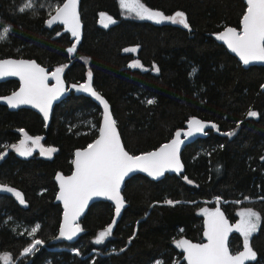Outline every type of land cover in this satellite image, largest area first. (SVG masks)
Wrapping results in <instances>:
<instances>
[{
  "label": "trees",
  "instance_id": "16d2710c",
  "mask_svg": "<svg viewBox=\"0 0 264 264\" xmlns=\"http://www.w3.org/2000/svg\"><path fill=\"white\" fill-rule=\"evenodd\" d=\"M22 2L0 0V31L10 29L0 41V59L33 60L48 71L63 67L67 86L83 83L90 71L130 155L158 148L192 118L216 127L183 149V175L157 182L137 175L124 183L127 207L103 243L95 240L113 217V207L103 202L89 207L79 236L69 241L58 233L62 211L54 202V178L69 175L74 152L97 137L101 109L69 93L46 124L29 109L11 111L0 103V186L24 199L22 205L0 191V256L8 254L10 264H185L177 242H201L200 212L219 208L233 224L242 209L260 214L250 238L256 259L248 264H264V67L243 68L216 40L227 27L240 30L244 0H141L165 16L182 12L188 28L127 19L117 0H80L82 38L72 55L71 36L46 23L54 14L50 6L64 0H34L35 7L21 13ZM102 14L115 23L105 27ZM130 47H137L135 54L124 52ZM137 61L145 70L130 67ZM17 87L0 83V99ZM250 110L257 116L249 117ZM20 131L56 148L54 156L18 157L11 146ZM36 239L42 243L23 256ZM228 247L232 254L243 248L239 234Z\"/></svg>",
  "mask_w": 264,
  "mask_h": 264
},
{
  "label": "snow or ice",
  "instance_id": "6c2138e0",
  "mask_svg": "<svg viewBox=\"0 0 264 264\" xmlns=\"http://www.w3.org/2000/svg\"><path fill=\"white\" fill-rule=\"evenodd\" d=\"M122 10L128 13H135L136 17L142 20H151L157 24L170 21L173 24H180L184 28L189 25L182 12H176L173 16H165L163 13L151 10L146 7L141 0H119ZM35 7L34 0H23L19 7V12L23 13ZM54 15L46 21L51 27L55 23L62 24L64 30L71 33L76 43L80 39V20L77 12V0H64L60 6H50ZM106 21V22H105ZM102 22L107 27L115 21L102 14ZM241 30L228 27L216 36V39L223 41L227 47L236 55L244 65L252 62H264V0H246V11L242 16ZM10 29L4 27L0 31V41L6 39ZM76 43L67 49L69 55L76 52ZM126 52H135L136 49H125ZM133 68H141L137 61L130 65ZM63 67H57L50 75L35 62L25 60H4L0 61V77L17 76L20 79L21 87L18 92L5 98L9 107L16 108L20 105H31L38 108L43 113L44 119L49 118V110L52 102L59 98L63 88L61 73ZM158 71V69H157ZM92 73L88 72V83L79 86L80 91L90 93L104 107L103 124L99 127V137L83 151L75 153L73 164L75 171L69 177L57 174L59 182V195L57 199L64 205V223L60 229V236L72 239L79 231L80 226L76 224L77 218L82 213L88 202L93 197H106L115 203V214L118 217L121 208L124 206L123 198L120 194L121 182L134 170L147 173L156 178L163 176L166 171L179 172L182 165L179 159L182 133L177 131L175 138L170 143L162 145L158 150L143 155H130L123 147L116 129V122L112 119L107 102L92 89ZM55 80V85L49 86L48 81ZM147 103H154L148 100ZM249 117H256L257 113L249 111ZM206 125L198 119L192 118L188 121V131L184 136H191L194 133L203 132ZM212 127H216L212 125ZM235 133H225L232 136ZM40 137L32 138L24 133V139L18 145L11 147L21 156H30L33 149L28 146L31 141L33 146L40 145ZM55 148H41V155H51ZM3 154H0L2 158ZM0 191L12 193L21 204L24 199L20 192L7 187L0 186ZM168 204L174 202L169 200ZM202 214L207 217L206 231L207 238L205 244H193L187 240L177 242V247L186 254L185 259L188 264H246V261L255 260L256 253L250 246V238L257 231L260 224V214L252 209H246L238 213L240 221L234 226H229L219 208L215 212H208L206 209ZM112 225L101 231L95 243H103L111 235ZM38 226L33 228L30 235H34ZM236 231L243 237V248L237 254H230L226 241L230 232ZM42 242L36 239L31 246L23 250V255L27 256L36 249ZM4 264H10L11 257L8 254L0 256ZM157 264H162L158 261Z\"/></svg>",
  "mask_w": 264,
  "mask_h": 264
},
{
  "label": "water",
  "instance_id": "95a60500",
  "mask_svg": "<svg viewBox=\"0 0 264 264\" xmlns=\"http://www.w3.org/2000/svg\"><path fill=\"white\" fill-rule=\"evenodd\" d=\"M244 2H245V4H246V0H244ZM79 7H80V0H77V12H78V15H79ZM245 11H246V10H245ZM54 14H55V13H54ZM54 14H53V15H54ZM79 20H80V16H79ZM241 21H242V19H241ZM55 25H60V26H62L63 29H64V26H63L62 24H59V23H55V24H53L51 27H53V26H55ZM240 27L242 28V26H241V22H240ZM227 28H228V27H227ZM241 28H240V30H241ZM225 30H226V28H225L224 30H222L220 33L224 32ZM240 30H237V31H240ZM64 31H65V30H64ZM65 32L68 33V34L71 36V33L67 32V31H65ZM220 33H219V34H220ZM81 38H82V24H81V21H80V39H79V42L76 43L75 38L72 37V36H71V39L74 40V43H76V45H78V44L80 43V41H81ZM216 40H217V41H218V42H219V43H220V44L226 49V51H227L230 55H232L233 57H235V58L239 61V63L241 64V66H242L243 68L247 69V68H250V67H264V62H259V61L252 62V63H250L249 65H244L243 62L240 60L239 56L236 55L235 53H233V52L227 47V45H226L223 41L218 40V39H216ZM9 59H11V60H25V59L5 58V59H0V61L9 60ZM25 61L35 62V61H33V60H25ZM35 63H36V62H35ZM36 64H37V63H36ZM39 66H40V65H39ZM44 69H45V68H44ZM45 70L49 73V75H50L53 71H55V70H53V71H48L47 69H45ZM61 79H62V81H63V84H62L63 91H62L61 95L59 96V98L56 99V100H54V101L52 102L51 108H50V110H49V118H48L47 121L44 119L43 113H41L40 110H39L38 108H35V107L31 106V105H20V106H18V107H16V108H12V107H9V106H8V104L6 103V99H5V98L11 96L14 92H18V91L20 90V87H21L20 79H19V77H17V76H4V77H0V83H4V82H7V81H15V82L18 83V87H17V89H16L14 92H12L11 94H9V95H7V96L1 98V99H0V103L3 104V105H5V106H6L9 110H11V111H15V110H18V109H29V110H31V111L37 113L39 116H41V118L44 120V122H45L46 124H49L54 106H55L56 104H58L61 100H63L64 98H66V97L69 95V93H74V94H76V95L84 96V97H87V98L91 99V100H92V101H93V102H94V103H95V104L101 109V119H100V123H99V127H101L102 124H103V118H104V107H103V105L100 104V102L97 101V100L95 99V97H93L90 93H87V92H83V91L78 90V89H79V86H80L81 84L88 83V76L86 77V79H85V81H84L83 83H81V84H77V85H70V86H67V85H66L62 73H61ZM48 83H49V86H53V85H55L56 82H55V80H49ZM91 86H92V89H93L94 91H96V90L93 88L92 80H91ZM261 90L264 91V83H263V85H262V87H261ZM96 92H97V91H96ZM97 94H99V93L97 92ZM99 95H100V94H99ZM100 96H101V95H100ZM101 97H102V96H101ZM102 98H103V97H102ZM103 99H104V98H103ZM104 100H105V99H104ZM105 101H106V100H105ZM106 102H107V101H106ZM107 104H108V103H107ZM108 106H109V104H108ZM109 112H110V115H111V117H112V119H113V116H112V113H111V108H110V106H109ZM195 119H196V118H195ZM113 120H114V119H113ZM198 120L201 121V122H203V123L206 125V127H205L204 130H203V132H201V133H194L193 135H191V136H187V137L184 136L183 134L186 133V132L188 131V122L185 124V127H184L183 129L178 130V131H180V132L182 133V135H181V140H183V143L180 145V149H179V159H180V162H181V165H182V169H181L179 172H176V171H166V172L164 173L163 176L156 177V178H153V177L149 176L147 173L142 172V171H139V170H134L133 172H130V173L124 178V180L121 182L120 194H121V197L123 198V201H124V197H123V195H122V189H123V187H124V183H125L127 180H129L131 177H133V176L140 175V176H143V177H145V178H147V179H149V180H151V181L157 182V181L163 179L165 175H169V176H170V175L180 176V175H183V174H184V166H183V163H182V160H181V153H182L183 149H184L187 145L191 144L192 142H194V141H196V140H198V139L204 138V137L207 135V133H208L209 131L214 130V127H212V125H214L213 123H211V122H207V121H202V120H200V119H198ZM98 129H99V128H98ZM116 129H117V127H116ZM117 132H118V134H119L118 129H117ZM176 132H177V131H176ZM176 132H175V133H176ZM175 133L173 134L172 138H171L168 142H166V143H170L171 140L175 138ZM98 137H99V132H98V134H97V137L92 141V143H93ZM119 137H120V134H119ZM120 140H121V137H120ZM121 143H122V140H121ZM166 143H164V144H166ZM164 144H162V145H164ZM122 145H123V143H122ZM162 145H160L158 148H156V149H154V150H152V151H156V150H158ZM123 147H124V146H123ZM86 148H87V147H85L84 149H81V150H79V151H83V150H85ZM124 149H125V148H124ZM77 151H78V150H76V151L74 152V156H73V160H72V171H71V173H70L69 175H66V176H64V177H69V176H71V175L73 174V172L75 171V166H74V164H73V161H74V159H75V153H76ZM152 151H150V152H152ZM147 153H149V152H147ZM145 154H146V153H145ZM141 155H143V154H141ZM138 156H139V155H138ZM56 177H57V175L55 176L54 181H55L56 186H57V193H56L55 201H54V202H55V204H57V205H59V206L61 207V211H62V213H61V218H60L59 230H58V233H59V236H60V229H61V227L63 226V223H64V205H63V202H62V201H60V200L57 199V196L59 195V182H58V180L56 179ZM98 202L108 203L109 205H111V206L113 207V217H112V220H111V223H110V225H112V224H113V221H115V224H114V226L112 227V231H113L114 227H115L116 224L119 222V220H120V218H121V216H122V214H123V211H124L125 208L127 207V204H126L125 201H124V206L121 208V212H120L119 216L117 217L116 214H115V203H114V201L108 200L106 197H93V198L88 202V204L86 205V207L83 209V211H82V213L80 214V216L77 218V220H76V224L79 225V224H80V221H81V220L84 218V216L86 215V213H87L89 207H90L92 204H94V203H98ZM220 212L223 214L224 218L228 221L229 226L234 227L235 224L231 223V222L227 219L225 213H224L222 210H220ZM206 219H207V217H206V216H203V218H202L201 242H193V241H191V240H189V239H186V238H182L181 240H187V241H189V242H191V243H193V244H205V243H207V238H206L205 235H204V232L206 231V224H205ZM79 234H80V231H79L74 237H72V239H67V238L62 237V236H60V237H62V238L65 239V240H69V241H71V240L76 239V238L79 236ZM238 234H239V233L236 232V231H232V232L229 233L228 238H227V241H226V246H227V247H228V242H229L230 238H231L233 235H238ZM228 249H229V247H228ZM241 250H242V249H241ZM241 250H240V251H241ZM180 251H181V253H182V259H183L184 263H185V264H188L187 260L185 259V255H186V254L182 251L181 248H180ZM240 251H238V252H236V253H234V254H237V253H239ZM229 252H230V254H232L230 250H229ZM251 261H252V260H250V261H246V264L250 263Z\"/></svg>",
  "mask_w": 264,
  "mask_h": 264
},
{
  "label": "rangeland",
  "instance_id": "374dc122",
  "mask_svg": "<svg viewBox=\"0 0 264 264\" xmlns=\"http://www.w3.org/2000/svg\"><path fill=\"white\" fill-rule=\"evenodd\" d=\"M118 1V5H119V0H117ZM119 7H120V5H119ZM120 9H121V7H120ZM121 11H122V13H123V16L125 17V18H127V19H136V20H142V19H139L138 17H136V15H135V13H128L127 11H125V10H122L121 9ZM174 15V14H173ZM173 15H170L169 17H171V16H173ZM146 21H149V22H152V23H154V24H157V23H155V22H153V21H151V20H146ZM162 24H171V25H180V24H173V23H171L170 21H168V22H163V23H159L158 25H162ZM127 49H136V51H137V47H130V48H127ZM136 51L135 52H126L125 50H124V52L125 53H133V54H135L136 53ZM140 70H145L144 69V67H141V68H139ZM20 133V135H21V140H23L24 139V132L23 131H20L19 132ZM33 138V137H32ZM20 140V141H21ZM20 141L18 142V143H16V144H14V145H18L19 143H20ZM28 146L29 147H31L32 149H33V151H32V154L30 155V156H21L18 152H16L13 148H11L12 150H13V152L18 156V157H20V158H30V157H32V156H34V155H38V157H41V158H43V159H51L53 156H54V154L56 153V151L55 152H53L50 156L49 155H47V154H45V155H41V148H44V149H47V148H53V147H45V146H43L42 144H41V142H40V145H38V146H33L32 144H31V141H29L28 142ZM56 149V148H55ZM12 194V193H11ZM13 195V194H12ZM14 196V195H13ZM17 199V198H16ZM17 201L18 202H20L18 199H17ZM22 205H24V203L22 204ZM206 208H204L203 210H205ZM202 210V211H203ZM207 211H208V209H206ZM244 210H246V209H242V210H240L239 212H237V214L238 213H240L241 211H244ZM202 211L200 212V215H202ZM240 221V217H239V215H238V220H237V222H235V225L238 223ZM255 233V232H254ZM253 233V234H254ZM252 234V235H253ZM239 235H240V237L242 238V243H243V237L241 236V234L239 233ZM38 246V245H37ZM24 256V255H23ZM4 262V261H3Z\"/></svg>",
  "mask_w": 264,
  "mask_h": 264
}]
</instances>
